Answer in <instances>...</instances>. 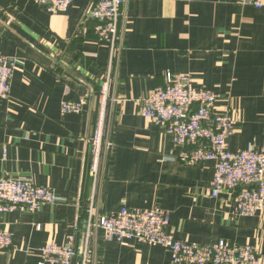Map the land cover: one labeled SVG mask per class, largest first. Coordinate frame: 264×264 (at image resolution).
Segmentation results:
<instances>
[{"label":"crops","instance_id":"0c3cea01","mask_svg":"<svg viewBox=\"0 0 264 264\" xmlns=\"http://www.w3.org/2000/svg\"><path fill=\"white\" fill-rule=\"evenodd\" d=\"M93 1L73 0L65 12H51L34 0H0V51L16 60L10 96L0 97V177H31L59 197L38 212L0 217V229L14 238L12 249L0 250V264H40L46 243L64 245L71 237L77 251L91 252L87 264H170L163 246L107 241L101 231L86 236L89 137L109 63L88 15ZM127 17L117 81L110 82L116 101L107 111L105 137L112 144L99 213L159 207L168 213V232L180 240L250 243L264 256V211L236 210L245 185L211 196L216 162H181L173 156V136L139 112L140 100L164 85L168 73L191 74L197 86L222 95L220 105H231L236 124L229 149H264V5L129 0ZM82 98V112H62L64 100ZM71 264H83L81 257Z\"/></svg>","mask_w":264,"mask_h":264},{"label":"built area","instance_id":"2783aa9c","mask_svg":"<svg viewBox=\"0 0 264 264\" xmlns=\"http://www.w3.org/2000/svg\"><path fill=\"white\" fill-rule=\"evenodd\" d=\"M51 12H65L73 0H34ZM256 8H262L264 0H244ZM129 0H94L88 15L96 20L97 40L108 47L109 63L105 79L97 90L95 120L89 142L91 159L88 176L91 193L85 207L86 236L101 231L107 241L127 243L137 239L151 245L163 246L171 253L170 264H264V256L250 243L217 240L209 244L180 240L168 232V213L153 207L148 210L123 207L111 216L100 214V186L104 159L111 142L105 137L108 105L116 101L110 95L111 80L117 81L123 36L128 22ZM16 60L0 51V97L8 98ZM220 93L197 86L191 74L168 73L164 85L155 87L140 100V114L173 136L177 150L175 158L188 165L215 161L216 169L209 194L217 196L225 189L234 190L245 185L237 194L236 210L241 215H253L264 211V149L249 148L232 151L228 138L236 124L231 105L219 104ZM85 98L79 101L66 99L62 112L80 113ZM220 108V110H219ZM58 195L48 186L36 183L31 177H0V217L13 211L38 212L45 204H56ZM41 229V224H37ZM75 239L67 244L54 241L41 248L40 264H71L80 256L83 264L91 261L86 247L75 249ZM14 247L13 234L0 229V250Z\"/></svg>","mask_w":264,"mask_h":264},{"label":"trees","instance_id":"16d2710c","mask_svg":"<svg viewBox=\"0 0 264 264\" xmlns=\"http://www.w3.org/2000/svg\"><path fill=\"white\" fill-rule=\"evenodd\" d=\"M98 90V89H97Z\"/></svg>","mask_w":264,"mask_h":264},{"label":"water","instance_id":"95a60500","mask_svg":"<svg viewBox=\"0 0 264 264\" xmlns=\"http://www.w3.org/2000/svg\"><path fill=\"white\" fill-rule=\"evenodd\" d=\"M93 129V128H92Z\"/></svg>","mask_w":264,"mask_h":264}]
</instances>
